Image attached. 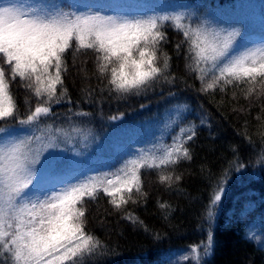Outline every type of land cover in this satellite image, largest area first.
I'll list each match as a JSON object with an SVG mask.
<instances>
[{
    "label": "snow or ice",
    "instance_id": "obj_1",
    "mask_svg": "<svg viewBox=\"0 0 264 264\" xmlns=\"http://www.w3.org/2000/svg\"><path fill=\"white\" fill-rule=\"evenodd\" d=\"M111 8V3L97 6L76 0H35L28 5L0 0V264H98L109 250L85 231V199L94 201L103 192L114 208L121 209L130 201L136 203L134 191L146 195L141 169L192 159L187 144L196 137L197 125L180 127L187 115L185 105L184 115L175 113L179 131L172 144L158 149V154L141 149L137 158L109 174L112 178H84L59 190L46 189L49 170L61 163L48 149L71 142L62 127L53 126L56 114L52 111V106L64 99L71 102L63 79L69 52L75 56L92 51L96 72L107 78L110 90L139 95L160 78L168 83L175 79L169 76L171 57L161 51V45L168 42L165 29L171 27L184 38L175 45L177 54L187 45L185 57L190 64L185 66L191 67L202 83L212 77L203 91L217 87L224 91L227 85L241 83L251 85L248 94L257 84L264 91V37L259 44H251L241 37L240 29L218 27L187 10L124 14ZM17 78L29 93L22 101L26 114L21 113L10 88ZM75 115L88 117L91 113ZM12 127L28 131L16 135L10 132ZM233 152H237L235 147ZM243 167L239 165L236 171ZM227 175L226 170L213 185L205 212L209 223L214 224L215 209L226 193ZM159 180L171 185L173 177L160 175ZM159 206L170 207L166 203ZM250 209L251 204L244 212ZM125 219L143 224L131 214ZM246 237L251 241L250 235ZM214 245L209 230L206 241L190 247L194 264H201V250L204 257L210 256Z\"/></svg>",
    "mask_w": 264,
    "mask_h": 264
},
{
    "label": "trees",
    "instance_id": "obj_2",
    "mask_svg": "<svg viewBox=\"0 0 264 264\" xmlns=\"http://www.w3.org/2000/svg\"><path fill=\"white\" fill-rule=\"evenodd\" d=\"M113 1L76 0L97 6L111 3V10L117 5ZM127 1L123 4L124 14L187 10L215 25L223 23L231 29H240L241 37L251 44H259L264 37V0ZM14 2L28 5L35 0ZM135 7L140 10L136 12ZM165 31L168 42L161 45V51L171 57L169 76L175 79L168 83L160 78L139 95L110 90L107 78H100L96 72L92 51L75 56L69 52L66 56L68 71L63 79L71 102L64 99L53 105L52 111L56 114L53 126L62 127L71 142L48 149L61 162L58 168L49 170V174L68 183L91 177L112 178L109 174L137 158L141 149L157 152L164 145H171L172 137L179 131L174 124L175 113L179 111L184 115L187 105L186 119L180 127L193 122L197 125L196 137L187 144L191 160L141 169L142 191L146 195L134 191L136 203L130 201L121 209L114 208L111 198L103 192L94 201L85 199V231L98 237L109 250L98 264H194L191 253L182 262L174 259L177 252L168 253L174 249L189 250L192 245L206 241L209 230L214 234V250L207 257L201 250V264H264V91L257 84L248 94L251 85L247 83L227 85L224 91L220 87L203 91L204 84L212 77L202 83L191 67L185 66L190 64L185 57L187 45L182 46L179 54L175 50L183 35L171 27ZM10 88L17 97L21 113L26 114L22 101L29 93L21 87L19 78L10 82ZM172 93L175 95H170ZM80 112L91 115H75ZM75 122L87 127L86 140H73ZM13 129L20 133L28 131L20 127L10 130ZM77 160L79 164L75 165ZM94 164H101L102 169L87 173L86 169ZM241 164L244 167L236 171ZM37 168L39 170V166ZM226 170V193L215 209L217 215L212 224L205 217L206 206L213 185ZM169 174L173 177L171 185L161 183L160 175ZM176 176L180 177L179 181L175 180ZM162 203L170 207L161 208ZM249 204L251 209L245 213ZM128 214L143 224L125 219ZM252 229L261 234L260 237L254 235Z\"/></svg>",
    "mask_w": 264,
    "mask_h": 264
},
{
    "label": "rangeland",
    "instance_id": "obj_3",
    "mask_svg": "<svg viewBox=\"0 0 264 264\" xmlns=\"http://www.w3.org/2000/svg\"><path fill=\"white\" fill-rule=\"evenodd\" d=\"M128 1L127 0H114L113 3H117V5L114 6L113 10H119L122 12V10H124V6L123 4L127 3ZM141 6H143V4H140ZM140 9L139 7H135V11L138 12ZM128 14V12H126ZM218 27H222V28H225V29H228L230 30L231 27L230 26H225L223 25V23H220L217 25ZM73 128H77V129H80L79 132H75L73 131V140H86V131H87V127L84 126L83 124H81L80 122H75L73 124ZM25 133V132H24ZM16 135H20L22 133H15ZM77 152V148L74 149V154H76ZM75 159V157H74ZM75 165H78L79 162L77 160V162H74ZM102 169V166L101 164H94L90 167H88L86 169V172L87 173H96L98 172V170H101ZM105 172V171H104ZM66 184H70L68 182H63V181H59L58 179H55L52 175H50L48 173V179H47V182L46 184L44 185V187L46 189H52V190H59L60 188H63ZM252 233L254 235H256L257 237H260V235L257 233V231H255L254 229H252ZM173 252H177L178 254L175 255L174 259L177 260V262H182L185 259V257H188L189 253H190V249L189 250H181V249H174L172 250L170 253H168L169 255H171V253ZM169 255H165V257H169ZM176 262V263H177Z\"/></svg>",
    "mask_w": 264,
    "mask_h": 264
}]
</instances>
